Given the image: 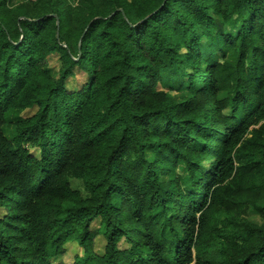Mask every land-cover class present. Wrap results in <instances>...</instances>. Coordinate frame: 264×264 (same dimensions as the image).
Instances as JSON below:
<instances>
[{"label":"trees","instance_id":"1","mask_svg":"<svg viewBox=\"0 0 264 264\" xmlns=\"http://www.w3.org/2000/svg\"><path fill=\"white\" fill-rule=\"evenodd\" d=\"M71 242L264 264V0H0V264Z\"/></svg>","mask_w":264,"mask_h":264},{"label":"rangeland","instance_id":"2","mask_svg":"<svg viewBox=\"0 0 264 264\" xmlns=\"http://www.w3.org/2000/svg\"><path fill=\"white\" fill-rule=\"evenodd\" d=\"M231 29L234 32L240 31L239 28H236L235 30H234V28H231ZM199 49H200V52L203 54L204 59H208L209 55H210V50L206 44V40L203 39L202 41L199 42ZM182 51L186 52V49L183 48ZM215 57L217 60H219V59H221V54L217 53V54H215ZM51 59L55 61L57 58L51 57ZM54 63H55L56 67L59 64L58 61H55ZM206 67H207V62H204L203 68H206ZM84 81H85V77L81 74H77V76L74 79L70 80V83H68L67 86L69 89L76 90L77 88H75V87H77L79 85V83L84 82ZM158 89H162L161 85H158ZM166 90H169V89H166ZM171 93L177 94V92L175 90H173ZM35 111H36V108H32V109L26 110L25 112H20L19 114L10 115V113H9L8 114V120L13 121L16 118H18L19 116L22 118H25L28 115L33 114ZM9 130H10V128L8 129V131ZM147 154L151 160L154 159V153L152 152L151 149L147 150ZM96 227H97L96 223L94 222L92 228L95 229ZM105 244H106V241L103 238V236L100 234H96V236L94 238V250L96 251L97 254H99V255L103 254V251L105 249L104 248ZM82 253H83V249L79 248V246L76 242H71L68 244V250H67L66 254H64L61 258H57L54 263L73 264L74 263V257H76L77 254L79 255Z\"/></svg>","mask_w":264,"mask_h":264}]
</instances>
